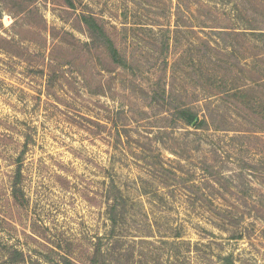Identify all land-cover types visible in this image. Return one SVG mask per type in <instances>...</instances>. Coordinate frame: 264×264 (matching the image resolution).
<instances>
[{
    "label": "rangeland",
    "instance_id": "1",
    "mask_svg": "<svg viewBox=\"0 0 264 264\" xmlns=\"http://www.w3.org/2000/svg\"><path fill=\"white\" fill-rule=\"evenodd\" d=\"M70 1L0 0V264H264V0Z\"/></svg>",
    "mask_w": 264,
    "mask_h": 264
},
{
    "label": "trees",
    "instance_id": "2",
    "mask_svg": "<svg viewBox=\"0 0 264 264\" xmlns=\"http://www.w3.org/2000/svg\"><path fill=\"white\" fill-rule=\"evenodd\" d=\"M67 4L70 7H73V3L70 0H67ZM81 20L84 23V25L86 26V28L88 29V31L91 33V35L93 37V42L97 43L99 46L103 47L107 51V53L109 54L113 63H115L116 65H122V59L120 57L119 51L115 48L112 40L106 35L103 28L100 25H98L97 21L92 16H82ZM176 113H177L176 114L177 118L179 120L184 121L189 126L195 127V126L199 125L196 114L191 112L190 110H188V109H181L180 110L179 109V110H177ZM18 163H20V161H18ZM18 185H19L18 180L13 183L12 197L15 200L19 201L22 196H21V191L17 188ZM112 190L115 191L114 186H112ZM119 195H118V192H116V194H113L111 196L113 204L110 207V214L109 215H110V221L112 223H115V218L113 216V213L115 211L116 204H117L118 199L120 197ZM97 251H96V253H97ZM7 253H8L7 254L8 259L11 262H22L24 260L23 254L17 250H14V249L9 250V251H7ZM62 263L63 264H73L67 257H63Z\"/></svg>",
    "mask_w": 264,
    "mask_h": 264
}]
</instances>
